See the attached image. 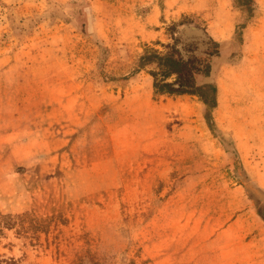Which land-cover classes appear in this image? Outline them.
<instances>
[{"label":"rangeland","instance_id":"1","mask_svg":"<svg viewBox=\"0 0 264 264\" xmlns=\"http://www.w3.org/2000/svg\"><path fill=\"white\" fill-rule=\"evenodd\" d=\"M236 1L0 0V264H264V0ZM167 45L214 108L154 95Z\"/></svg>","mask_w":264,"mask_h":264},{"label":"trees","instance_id":"2","mask_svg":"<svg viewBox=\"0 0 264 264\" xmlns=\"http://www.w3.org/2000/svg\"><path fill=\"white\" fill-rule=\"evenodd\" d=\"M247 1L243 4L244 10L253 11V0H237V3ZM213 50L206 52L210 57L217 55L218 44L209 40ZM165 51L159 52L152 47H147L138 58V68L143 69L154 65L149 71L153 83L154 95H197L202 102L210 108L215 106V88L208 84L198 85L196 75L208 76L210 64L205 59L198 57L192 50L191 54L184 57L175 45L164 46ZM194 49V47L189 46Z\"/></svg>","mask_w":264,"mask_h":264},{"label":"water","instance_id":"3","mask_svg":"<svg viewBox=\"0 0 264 264\" xmlns=\"http://www.w3.org/2000/svg\"><path fill=\"white\" fill-rule=\"evenodd\" d=\"M185 31L188 32V33H191V32H195V28L193 27H184Z\"/></svg>","mask_w":264,"mask_h":264}]
</instances>
